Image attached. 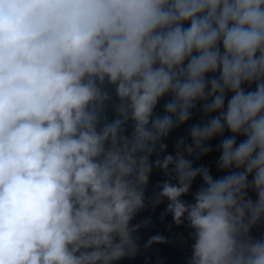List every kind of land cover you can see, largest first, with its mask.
<instances>
[{"label": "clouds", "instance_id": "9594fccd", "mask_svg": "<svg viewBox=\"0 0 264 264\" xmlns=\"http://www.w3.org/2000/svg\"><path fill=\"white\" fill-rule=\"evenodd\" d=\"M161 204L264 264V0H0V264L133 259Z\"/></svg>", "mask_w": 264, "mask_h": 264}, {"label": "trees", "instance_id": "16d2710c", "mask_svg": "<svg viewBox=\"0 0 264 264\" xmlns=\"http://www.w3.org/2000/svg\"><path fill=\"white\" fill-rule=\"evenodd\" d=\"M163 102H161L162 104ZM158 111L160 107L158 106ZM183 134V129L177 130L174 132L168 139V151L173 150V144L175 137ZM213 146L216 141H213ZM219 153L213 151L207 158H205L203 163H206L211 169L213 175H218L215 170V161L218 158ZM163 179L162 174L159 171H154L150 177V183L147 189V195H151L154 190V185ZM200 183L199 179L193 185V191L196 186ZM186 199H191V197H186ZM166 204V201H165ZM164 210V204H161L154 211L151 208H147L141 213H139L133 223H137L140 220L151 217L152 224L147 229H141L139 232L140 235V252L133 259L124 258L119 261H116L115 264H157L158 261H162V264H185L188 256L180 251L176 246V241L180 238L186 231L189 229L186 226L177 227L172 223L171 216L165 217L163 220L160 219V215ZM161 234L168 238L169 242L165 244H154L148 249L143 248L144 242L147 238L154 234Z\"/></svg>", "mask_w": 264, "mask_h": 264}, {"label": "rangeland", "instance_id": "374dc122", "mask_svg": "<svg viewBox=\"0 0 264 264\" xmlns=\"http://www.w3.org/2000/svg\"><path fill=\"white\" fill-rule=\"evenodd\" d=\"M262 228H257V229H254L253 230V235L255 236H259L262 232ZM190 229L188 231H186L180 238L177 239L176 241V246L177 248L184 252L188 257L190 256L191 254V251H190V244H191V241L189 240L188 238V233H189Z\"/></svg>", "mask_w": 264, "mask_h": 264}]
</instances>
